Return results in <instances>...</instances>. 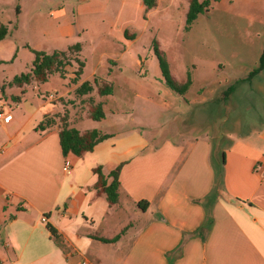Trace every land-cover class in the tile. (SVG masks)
Returning <instances> with one entry per match:
<instances>
[{"label": "crops", "instance_id": "obj_1", "mask_svg": "<svg viewBox=\"0 0 264 264\" xmlns=\"http://www.w3.org/2000/svg\"><path fill=\"white\" fill-rule=\"evenodd\" d=\"M73 1L76 29L83 30L95 27L97 17L106 18L112 0ZM154 1L146 10L143 0H114L119 8L113 21L118 24L115 28L112 22L111 29L116 31H106L100 40L125 46L123 36L128 33L130 47L135 35L129 30H136L131 21L143 16L148 21L172 6L187 12L189 3ZM217 1L228 3L223 10L235 22H247L246 38L253 46L264 34V0L212 4ZM64 12L62 7L55 16L63 17ZM0 24L9 30L13 25L1 18ZM10 37L0 41V65L18 57L12 33ZM80 46L74 54L78 59L84 49ZM22 49L29 50L25 58L32 63L31 50L38 49ZM110 66L106 59L107 74ZM72 69L60 76L57 90H46L51 77L45 83L31 80L18 86L5 79L0 84V112L11 115L9 122L0 121V264H264V121L225 145L190 133L153 144L135 129H99L111 137L80 157L63 156L61 118L80 133L95 130L97 122L90 117L92 106L84 111L78 105L97 89L85 96L75 90L99 76L93 73L91 80L74 82ZM262 72L250 83L261 92L256 101L264 103ZM99 78L112 86L111 95L97 97L93 104L102 103L104 112L114 89L107 78ZM47 119L50 125L39 129ZM121 164L117 202L111 204L97 186L94 169H100L108 185V175ZM142 201L148 204L146 210L138 207ZM207 216L210 223L204 229Z\"/></svg>", "mask_w": 264, "mask_h": 264}, {"label": "rangeland", "instance_id": "obj_2", "mask_svg": "<svg viewBox=\"0 0 264 264\" xmlns=\"http://www.w3.org/2000/svg\"><path fill=\"white\" fill-rule=\"evenodd\" d=\"M75 5L73 0H0V18L11 21L12 27L17 26V31L12 28L9 31L13 36L11 40L19 48L18 57L12 63L0 65V84L5 79L12 81L14 77L30 72L31 62L25 58L29 50L22 48L36 47L38 51L52 53L79 44L84 48L79 54L83 62L81 81L93 79L95 73L107 78L114 89L109 102L105 100L103 105L104 119L95 124L97 131L109 132L114 127L118 131L135 129L153 144L172 139L177 133H190V136H209L214 144L225 145L232 137L240 136L253 129L258 121H264V103L256 101L261 92L252 87L251 81L245 80L248 72L258 65L264 34L251 46V39L246 38L247 22L243 19L235 22L232 16L226 15L223 6L228 3H213L208 12L198 16L189 31L184 29V7H167L148 21L145 16L138 17L129 23L136 29L129 30L135 35L130 47L126 45L130 40L125 36V46L116 47L104 43L103 38L100 40L106 31H116L111 29L119 8L114 0L109 2L106 18L97 17L93 23L95 27L83 30L76 29ZM62 7L65 14L56 17L55 13ZM144 21L148 24L142 29ZM68 22L72 25L70 28ZM114 24L117 28L118 23ZM69 29L73 31L71 34ZM153 41L165 54L175 81L181 84L190 78L191 85L186 94L180 96L171 92L161 81ZM73 57L69 54L67 59ZM106 59L111 65L108 74ZM260 77L264 81V71ZM50 79L46 90H57L62 78L55 73ZM235 82H239L235 92L225 100L224 91ZM92 95L94 98L78 103L83 105L84 111L93 106L97 97L102 98L96 92ZM83 109L79 111L82 113ZM254 114H261V117Z\"/></svg>", "mask_w": 264, "mask_h": 264}, {"label": "trees", "instance_id": "obj_3", "mask_svg": "<svg viewBox=\"0 0 264 264\" xmlns=\"http://www.w3.org/2000/svg\"><path fill=\"white\" fill-rule=\"evenodd\" d=\"M216 0H189L188 9L185 16V31H189L192 24L198 18L199 15L204 14L209 11L212 2ZM143 3L146 7V10H149L155 6L154 0H143ZM18 12V8L16 9ZM16 25L12 27L13 30L16 29ZM11 36V32L9 31L6 25L0 24V41L5 40L6 38ZM125 37L128 38V33H125ZM154 55L157 59L159 70L161 73V81L163 84L171 90V92L177 95H184L189 86L191 85V80L188 77L184 83L179 84L172 77L169 69V63L165 54L159 49L156 41L152 42ZM34 59L31 63V70L27 74H21L20 76H16L13 78L10 84L20 86L23 83H29L31 80H35L39 83H45L52 75L58 73L61 77H64L66 74V67H75L73 81L76 82L79 78V75L82 72L83 62L80 61L74 54L80 51V45L75 44L70 47L67 52H58L54 51L52 53H46L43 51H35L31 50ZM16 54L13 58L16 57ZM71 54L73 55V59H67V56ZM264 70V47L260 54L258 65L256 68L252 69L246 77V81L250 82L255 76H257L260 72ZM244 80H242L243 82ZM239 82H235L230 85L223 93V98L228 100V98L235 92L236 84ZM94 88L97 89V94L99 96H108L112 94V86L103 81V79L99 77H95L91 82L85 81L80 84L76 90L75 94L77 96H85L93 92ZM90 117L99 121L104 118V112L102 108V103H97L92 106ZM62 126L59 130V144L61 148V153L63 156H67L69 153L73 154L77 157L82 156L87 152H91L93 148L99 144L100 142L110 138V135L101 134L97 130L86 131L84 133H80L78 130L73 128H68L65 123V118H61ZM52 121L50 119L42 122L38 128L44 129L49 126ZM214 143V142H213ZM122 164L119 165L114 171H112L108 178L111 179L110 184L107 185V182L100 172L99 168L94 169V173L98 175L97 186L101 188V191L106 195V198L109 203L113 204L117 202V190L119 187V172L121 170ZM138 207L141 210H146L148 204L144 201L138 203ZM209 218L207 216L205 223L203 225L204 229H207L209 225ZM104 242H110L108 240H103Z\"/></svg>", "mask_w": 264, "mask_h": 264}, {"label": "built area", "instance_id": "obj_4", "mask_svg": "<svg viewBox=\"0 0 264 264\" xmlns=\"http://www.w3.org/2000/svg\"><path fill=\"white\" fill-rule=\"evenodd\" d=\"M54 95H50L51 98H53ZM11 120V115H4L2 112H0V121L3 123H7ZM70 166L68 161H65V167L68 168ZM42 222H46V218L42 217L41 218Z\"/></svg>", "mask_w": 264, "mask_h": 264}]
</instances>
